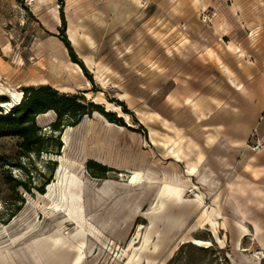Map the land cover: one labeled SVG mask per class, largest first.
I'll use <instances>...</instances> for the list:
<instances>
[{"label":"rangeland","instance_id":"obj_1","mask_svg":"<svg viewBox=\"0 0 264 264\" xmlns=\"http://www.w3.org/2000/svg\"><path fill=\"white\" fill-rule=\"evenodd\" d=\"M236 49L264 63V0H0V113L26 88L87 107L76 124L36 114L39 155L0 137V264H264V173L207 156L221 144L188 109ZM137 171L162 191L129 187ZM70 191L81 217L62 214Z\"/></svg>","mask_w":264,"mask_h":264},{"label":"crops","instance_id":"obj_2","mask_svg":"<svg viewBox=\"0 0 264 264\" xmlns=\"http://www.w3.org/2000/svg\"><path fill=\"white\" fill-rule=\"evenodd\" d=\"M207 62L212 77L205 84L200 100L188 103V109L195 110L196 119L205 118V133L211 136V142L221 144L207 156L235 157L237 174L264 173V63L245 49L212 57ZM255 141L260 143L256 151L252 149ZM178 147L180 152L179 143ZM193 152L194 157L206 156L201 150ZM239 211L238 220L250 225ZM255 229L259 230V226L255 225ZM243 231L247 232L244 235H254Z\"/></svg>","mask_w":264,"mask_h":264},{"label":"trees","instance_id":"obj_3","mask_svg":"<svg viewBox=\"0 0 264 264\" xmlns=\"http://www.w3.org/2000/svg\"><path fill=\"white\" fill-rule=\"evenodd\" d=\"M24 94L26 96L21 99L10 114L2 115L0 113V137L19 138L20 157L28 158L32 154L39 155L40 152L45 151V147H43L44 139L36 137L38 130L33 123V118L36 114L53 109L59 119L65 115H70L72 120H74L73 124H76L80 117L87 114V107L77 102L79 100L78 97H68L64 94H58L57 91L50 87L38 89L26 88ZM89 107L91 109L98 108L93 103H89ZM104 115L107 116L110 122H117L108 117L113 116L112 113H105ZM56 123L52 124V127L58 128V124ZM1 161L11 167L24 168L20 161L16 164L8 163L7 159H1ZM13 181L15 182L14 188L18 186L25 187L24 183L15 179ZM12 214L14 215V213Z\"/></svg>","mask_w":264,"mask_h":264},{"label":"bare ground","instance_id":"obj_4","mask_svg":"<svg viewBox=\"0 0 264 264\" xmlns=\"http://www.w3.org/2000/svg\"><path fill=\"white\" fill-rule=\"evenodd\" d=\"M2 89L0 88V93H1ZM8 93H10V98H12L14 100V105L16 106L18 104V102L20 101L21 99V93H17V92H11L9 91ZM189 102V101H188ZM67 142V141H66ZM190 176L191 177H195L196 174H197V169H191L190 171ZM175 180L174 178L170 179L169 181H171L172 183H175ZM62 184V183H61ZM152 185V184H157V189H161L162 191V187H163V182H157L155 180H152L151 178H149L148 176H146L143 171L140 172V171H137V172H134L129 180V187H137V186H142V185ZM67 185V184H66ZM71 185H72V182H71ZM156 189V190H157ZM70 190V189H69ZM80 197H79V194L77 192H72L70 191L69 192V202H67V198L65 196V194L63 193V200L65 201L62 205L64 206V210L62 211V214L64 212H66L65 209H67L68 211V214L70 215L72 212H77V214H80V217L82 216L83 214V208H82V205L80 203ZM46 207V206H45ZM50 207V210L53 212H59L61 211V205H58V204H51ZM55 214V213H54ZM61 214V215H62ZM67 214V213H65ZM242 222V221H241ZM245 223V222H243ZM242 226L243 229L246 228L245 224H240ZM10 240L11 242H15L16 239L10 237ZM2 245V244H1ZM8 247V246H7ZM4 249H0V258L2 259H5L7 261V257H10L9 256V252H6V253H2ZM6 250V248H5ZM85 250V249H84ZM5 252V251H4ZM90 250L86 247V254L88 255V257H90ZM263 255L264 254V251L260 252H254V255ZM8 255V256H7ZM264 256V255H263ZM256 258H259V257H256ZM12 260V259H11ZM259 260V259H258ZM12 264V263H11ZM257 264V263H256Z\"/></svg>","mask_w":264,"mask_h":264},{"label":"built area","instance_id":"obj_5","mask_svg":"<svg viewBox=\"0 0 264 264\" xmlns=\"http://www.w3.org/2000/svg\"><path fill=\"white\" fill-rule=\"evenodd\" d=\"M212 14H214V12H212ZM260 148V143H259V141H255V143L253 144V146H252V149L254 150V151H256V150H258Z\"/></svg>","mask_w":264,"mask_h":264}]
</instances>
